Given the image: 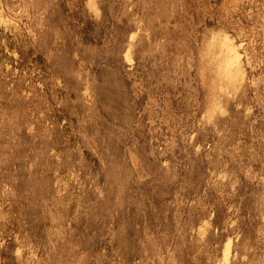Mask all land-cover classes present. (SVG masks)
Listing matches in <instances>:
<instances>
[{
	"label": "rangeland",
	"instance_id": "rangeland-1",
	"mask_svg": "<svg viewBox=\"0 0 264 264\" xmlns=\"http://www.w3.org/2000/svg\"><path fill=\"white\" fill-rule=\"evenodd\" d=\"M0 264H264V0H0Z\"/></svg>",
	"mask_w": 264,
	"mask_h": 264
}]
</instances>
